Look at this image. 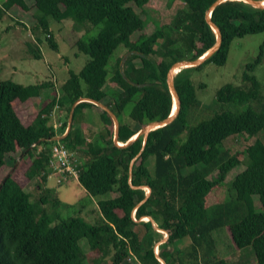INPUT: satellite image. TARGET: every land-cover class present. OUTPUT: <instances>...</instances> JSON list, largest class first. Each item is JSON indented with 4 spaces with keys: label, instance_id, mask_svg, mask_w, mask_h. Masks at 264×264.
<instances>
[{
    "label": "trees",
    "instance_id": "obj_1",
    "mask_svg": "<svg viewBox=\"0 0 264 264\" xmlns=\"http://www.w3.org/2000/svg\"><path fill=\"white\" fill-rule=\"evenodd\" d=\"M181 1L183 7L172 19L150 34L137 11L144 12L148 0L0 2V22L14 8L22 13L32 8L38 11L31 27L35 38L26 42L27 51L36 59L42 56L43 40L58 50L48 16L57 22L72 19L75 27L103 23L87 41H70L88 60L77 73L68 70L58 88L51 79L31 84L0 79V184L4 180L0 187V264H162L159 258L166 264H242L219 257V238L214 235L221 229L227 231L231 247H251L255 264H264V95L253 74L262 50L246 64L241 85L225 83L215 93L217 102L246 103L244 109H224L197 121L191 117L192 108L200 104L191 72L210 61L223 65L234 38L263 31L264 8L227 0L212 9L221 45L200 65L180 67L174 75L180 111L171 123L151 130L144 145L142 135L129 145H115L110 115L89 101L75 105L71 128L59 142L78 153L81 163L75 180L83 189L93 197L109 194L96 202L100 221L63 215L56 209L62 200L47 185L50 146L58 142L48 139L65 132L69 110L78 98L98 100L116 114L119 143L148 122L170 114L169 67L177 60L199 57L216 41L205 20L215 0ZM16 23L25 25L20 20ZM119 46L128 54L123 65L122 58H117L110 71L107 63ZM137 57L140 64L134 62ZM56 107L63 117L55 128L51 113ZM88 108L98 113L104 128L93 140L85 135L91 124L76 118ZM240 134L255 136V140L243 151L231 153L223 142ZM139 152L130 171V162ZM20 154L16 168L7 175ZM243 159L245 167L230 180L228 196L225 178ZM185 168L192 170L183 173ZM31 182L39 190L33 201L27 190ZM145 186L150 193L139 204ZM253 196H258L260 211H255ZM149 215L168 233L157 254L154 243L160 233L147 220ZM137 225L144 228L142 236ZM84 239L87 252L80 244Z\"/></svg>",
    "mask_w": 264,
    "mask_h": 264
},
{
    "label": "rangeland",
    "instance_id": "obj_2",
    "mask_svg": "<svg viewBox=\"0 0 264 264\" xmlns=\"http://www.w3.org/2000/svg\"><path fill=\"white\" fill-rule=\"evenodd\" d=\"M182 7L181 0H148L147 4L143 7L144 12H141V9L137 11L146 20L145 31L150 34L158 25L168 23L175 15L176 10ZM36 13L38 11L34 8L27 13H22L14 8L0 22V79H11L22 84L37 83L45 79H51L55 87L58 88L67 79L68 70L77 73L88 60V56L82 52H78L76 47L70 45V41L76 39L87 41L90 37L98 34L103 23L96 25L84 23L83 25L75 27L72 19L57 22L48 16L50 31L58 44V50H53L47 41L43 40L40 44L42 56L36 59L27 51L26 46L27 41L34 40L35 38L34 33L31 32V27L36 22L33 16ZM18 20L25 25L16 23ZM7 26L10 27L8 30H6ZM261 50V61L255 66L253 74L259 82L261 94L264 95V30L234 38L230 43L228 56L223 65H217L210 61L198 70L191 72V79L193 80L196 95L200 101V104L191 110L192 120L197 121L208 118L215 112L224 109L240 111L247 106L246 103H219L215 99V93L225 83L241 85L242 73L245 71L246 64L257 59ZM127 54L126 49L119 46L113 55H111L107 63V69L110 71L113 69L117 58H122L120 64L123 65L124 58ZM134 62L140 64V58H135ZM201 84H203L202 87ZM50 91V89L47 90L48 93ZM76 118L91 124L90 130L88 129L85 132V135L91 140L97 139L96 136L104 130L99 115L94 109L88 108L84 112H79ZM254 140L255 136L249 137L246 134L233 135L223 142V146L228 148L231 153H234L243 151ZM244 163L243 159L240 165L228 172L225 178L226 187L224 189L226 195L229 196L230 180L232 181L234 176L244 169ZM191 170V168H185L183 173ZM215 174L216 171L208 177L211 178ZM48 183L50 187L55 188L57 195L62 200L61 205L56 209L63 215L80 216L90 222L100 221L102 219L96 202L100 198L109 197V194L93 197L83 189L77 180L58 185L55 175L49 178ZM144 189L146 192L148 191L146 186ZM27 190L31 193L32 201L39 197V190L36 188L35 182H31ZM112 195H115V193H112ZM253 199L255 211H260L258 196H253ZM153 223V229L160 233L159 241L154 243V247L158 251L159 244L166 239L167 234L157 229L155 220H153ZM135 229L140 236L143 235L144 228L142 226L137 225ZM220 231L218 230L214 235L215 237L217 235L219 238L216 245L219 257H224L232 262L241 260L242 264H255L251 247L240 250L231 247L227 231L225 229H221ZM80 244L83 251L87 252L89 249L88 242L84 239L80 241Z\"/></svg>",
    "mask_w": 264,
    "mask_h": 264
},
{
    "label": "water",
    "instance_id": "obj_3",
    "mask_svg": "<svg viewBox=\"0 0 264 264\" xmlns=\"http://www.w3.org/2000/svg\"><path fill=\"white\" fill-rule=\"evenodd\" d=\"M225 1H227V0H215L208 7V9L205 12V20L210 25V27L212 28V30L214 31V33L216 35V41L213 44V46L211 48H209L208 50H206L202 55H200L197 58H194V59H180V60L175 61L168 69L167 74H166V84H167L169 92H170V94L172 96L173 102L175 101V108L173 110H171L170 114L167 117L162 118L160 120H153V121L148 122L136 134H134L133 138H129L125 143L119 144V140H118V136H119V120H118L116 114L107 105H105L104 103H102V102H100L98 100H95V99H92V98H89V97H81V98H78L71 105V108H70L69 114H68V124H67V128H66L65 132L63 134H61V135H56L54 137H51L48 140H50V141H59V140L63 139L66 136V134L68 133V131L70 130V128H71L75 105L78 102H80V101H89V102H92L93 104H95L96 106L100 107L104 111H106L110 115V117L112 118L113 126H114L113 142H114L115 145H118V146L129 145L133 140H135L136 138H138L141 135L143 136V145H144L146 143L148 133L151 130H154V129L159 128V127L166 126L167 124L171 123L175 119V117L178 115V113L180 111L181 101H180V97L178 95V92L176 90V87L174 85V75L177 73L176 69L179 68L178 69V71H179L181 68L198 66L201 63H203L206 59H208L213 53H215L219 49V47L221 45V42H222V35H221V31H220L219 27L212 21L210 13H211V11H212V9L214 7H216L218 4H220L222 2H225ZM242 1H244L247 4H249L253 8H257V9H263L264 8V0H242ZM172 108H173V105H172ZM142 149L143 148H141L140 152L142 151ZM140 152L131 160V162H130V171L132 169L134 159L140 154ZM22 155L23 154H20L17 157L12 169L8 172L7 175H9L10 173L13 172V170L16 168L17 164L19 163V160L22 157ZM3 183H4V180L0 184V187L2 186ZM131 187L132 188H139V186H135V185H131ZM140 187H143V186H140ZM146 187L148 188V191L145 193L144 199L142 201H140L139 204L144 202L146 200V198L149 196L150 187H148V186H146ZM146 217L148 218V220H150L152 222V225H153L154 223H153L152 217L150 215L146 216ZM141 220H142V218L140 220H138V222L141 221ZM157 229L165 232L167 234L166 235V238H167V236H168L167 231H165V230H163L161 228H157ZM155 252L157 254L156 250H155ZM158 258H159V256H158ZM159 259H160L162 264H166L164 262V260H162L161 258H159Z\"/></svg>",
    "mask_w": 264,
    "mask_h": 264
},
{
    "label": "built area",
    "instance_id": "obj_4",
    "mask_svg": "<svg viewBox=\"0 0 264 264\" xmlns=\"http://www.w3.org/2000/svg\"><path fill=\"white\" fill-rule=\"evenodd\" d=\"M61 125L60 122L53 124L56 128ZM51 156L48 162L50 173L48 179L53 175L56 176V183L62 185L78 175V164L81 163L78 153L68 149L63 143L56 142L50 146Z\"/></svg>",
    "mask_w": 264,
    "mask_h": 264
},
{
    "label": "crops",
    "instance_id": "obj_5",
    "mask_svg": "<svg viewBox=\"0 0 264 264\" xmlns=\"http://www.w3.org/2000/svg\"><path fill=\"white\" fill-rule=\"evenodd\" d=\"M47 93H48V92H47ZM47 93H43L42 96H43V97H46V96H47ZM62 117H63V113H62L60 110L55 109V110L53 111V114L51 115V123H52V124H56L57 122H60V123H61V121H62ZM72 180H74V179H72ZM72 180H71V181H72ZM48 181H49V180H48ZM48 181H47V185L50 187ZM71 181H70V182H71Z\"/></svg>",
    "mask_w": 264,
    "mask_h": 264
},
{
    "label": "bare ground",
    "instance_id": "obj_6",
    "mask_svg": "<svg viewBox=\"0 0 264 264\" xmlns=\"http://www.w3.org/2000/svg\"><path fill=\"white\" fill-rule=\"evenodd\" d=\"M176 72H178V70H176ZM175 108V101L173 102V108H172V110ZM134 137V135L131 137V138H133ZM119 144H123L122 142H120ZM148 220V219H147ZM147 220H145V221H147Z\"/></svg>",
    "mask_w": 264,
    "mask_h": 264
},
{
    "label": "clouds",
    "instance_id": "obj_7",
    "mask_svg": "<svg viewBox=\"0 0 264 264\" xmlns=\"http://www.w3.org/2000/svg\"><path fill=\"white\" fill-rule=\"evenodd\" d=\"M157 251V250H156Z\"/></svg>",
    "mask_w": 264,
    "mask_h": 264
}]
</instances>
